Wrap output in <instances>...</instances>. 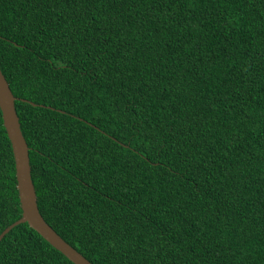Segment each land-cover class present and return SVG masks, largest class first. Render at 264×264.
<instances>
[{"label":"trees","instance_id":"obj_1","mask_svg":"<svg viewBox=\"0 0 264 264\" xmlns=\"http://www.w3.org/2000/svg\"><path fill=\"white\" fill-rule=\"evenodd\" d=\"M0 68L39 212L93 264H264V0H0ZM0 264L74 263L21 222Z\"/></svg>","mask_w":264,"mask_h":264},{"label":"water","instance_id":"obj_2","mask_svg":"<svg viewBox=\"0 0 264 264\" xmlns=\"http://www.w3.org/2000/svg\"><path fill=\"white\" fill-rule=\"evenodd\" d=\"M16 99H18V97L14 96L12 93L8 81L0 68V111L2 123L12 149L16 188L21 207V216L0 232V240L14 225L26 222L50 245L60 251L74 264H93L82 253L64 240L54 228L44 220L39 212L36 192L31 178L28 154L29 147L20 128L19 117L15 108ZM30 103L35 104L32 101H30Z\"/></svg>","mask_w":264,"mask_h":264}]
</instances>
